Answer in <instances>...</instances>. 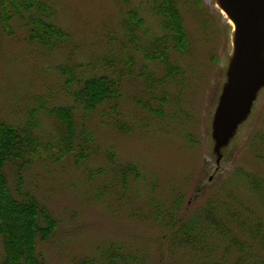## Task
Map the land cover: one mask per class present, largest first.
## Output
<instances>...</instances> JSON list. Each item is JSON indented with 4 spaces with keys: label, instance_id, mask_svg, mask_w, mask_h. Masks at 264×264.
<instances>
[{
    "label": "rangeland",
    "instance_id": "obj_1",
    "mask_svg": "<svg viewBox=\"0 0 264 264\" xmlns=\"http://www.w3.org/2000/svg\"><path fill=\"white\" fill-rule=\"evenodd\" d=\"M51 2L57 11L55 23L70 36L54 51L33 45L18 20L11 22L10 34L0 27V121L22 124L35 109L72 105L60 68L87 72L108 67L125 75L120 119L132 131H118V116L108 107L86 118L77 112L79 130L85 124L95 141L89 145L90 160L77 165L61 151L56 119L44 110L37 113L38 134L50 155L25 173V186L60 221L54 238L39 243L46 262L101 261L111 245H124L141 252L150 264H205L206 253L200 256L176 246L172 227L155 224L153 214L161 204L167 222L174 217L178 228L213 210L241 240L249 233H240L233 215L264 230L263 205L244 181L246 175L264 180V86L250 112L220 137L216 122L230 84L234 33L215 1L201 0L199 12L184 11L192 46L186 56L174 53L173 59L188 84L183 92L175 86L167 89L171 100L163 116L145 107L150 103L154 110L158 104L145 88L141 71L147 67L157 76L165 73L144 59L143 39L126 37L120 12L127 6L117 0ZM131 3L158 32L146 0ZM127 165L135 166L140 177L126 180L120 170ZM211 245L216 250L211 259L224 264L227 244L219 249V243ZM239 249L227 252L225 264L245 257Z\"/></svg>",
    "mask_w": 264,
    "mask_h": 264
},
{
    "label": "trees",
    "instance_id": "obj_2",
    "mask_svg": "<svg viewBox=\"0 0 264 264\" xmlns=\"http://www.w3.org/2000/svg\"><path fill=\"white\" fill-rule=\"evenodd\" d=\"M117 1L127 6L120 12L126 37L135 42L143 39L142 49L146 62L157 64L164 70L163 77L148 71L147 67L141 71V78L146 82L145 88L158 104L154 110L150 103L145 107L155 115L163 116L164 107L171 100L167 89L175 86L183 92L188 84L186 73L179 62L173 59V55L177 53L186 56L191 50L192 39L185 25L184 11L199 12L201 0H146L152 16L157 20L158 32L148 27L141 10L131 7V0ZM56 16L57 11L51 0H0L2 30L10 34L11 22L18 20L28 29V40L49 52L57 48L59 41L70 40V36L55 23ZM109 63L111 61L106 64ZM60 70L72 105L46 107L43 110L56 119L60 126L58 141L61 151L65 150V154L72 156L77 165H82L90 160L92 148L89 145L95 141L85 124L79 130L77 112L86 118L103 113L102 108L108 107L118 116L115 119L118 131H132L120 119L125 75L108 67L101 70L93 68L87 72L69 67ZM157 92L162 95L158 96ZM43 110H33L22 124L0 121V264H48L39 251V243L51 241L60 226L59 219L51 209L25 186V173L39 162L47 161L45 154L50 155V147L44 146L43 138L38 134L36 115ZM120 171L126 180L130 177L137 179L141 174L135 166L130 165ZM8 172H11L15 180V191ZM244 181L264 208V180L246 175ZM175 205H180V201ZM163 208L162 204L156 208L153 214L155 224L172 227L176 246H186L200 256L206 253L202 259L205 264H220L211 259L216 251L215 246L211 245L213 242L219 243L218 249L227 244L224 264L227 252L236 248H240L239 252L245 257L234 264H264V230L261 225L247 226L241 216H231L238 230H242L240 233H249L248 239L241 240L213 210L206 212V218H193L178 228L179 224L174 221V217L173 221L170 218V223L167 222L168 217ZM257 251L260 253L257 254ZM102 256L101 261L86 258L74 264H150L141 252H131L124 245H111Z\"/></svg>",
    "mask_w": 264,
    "mask_h": 264
},
{
    "label": "water",
    "instance_id": "obj_3",
    "mask_svg": "<svg viewBox=\"0 0 264 264\" xmlns=\"http://www.w3.org/2000/svg\"><path fill=\"white\" fill-rule=\"evenodd\" d=\"M235 23L236 49L231 58L230 84L216 125L228 135L252 107L264 86V0H214Z\"/></svg>",
    "mask_w": 264,
    "mask_h": 264
},
{
    "label": "bare ground",
    "instance_id": "obj_4",
    "mask_svg": "<svg viewBox=\"0 0 264 264\" xmlns=\"http://www.w3.org/2000/svg\"><path fill=\"white\" fill-rule=\"evenodd\" d=\"M217 8H219V10L225 16V18L228 19V22L231 24V26L233 28V33L236 32L237 31V27H236L235 23L227 16V14L222 9H220V7L218 5H217ZM233 48H234V50L236 49L235 41H233Z\"/></svg>",
    "mask_w": 264,
    "mask_h": 264
}]
</instances>
